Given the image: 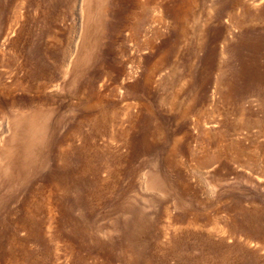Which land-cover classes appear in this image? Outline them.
Masks as SVG:
<instances>
[{"label":"rangeland","instance_id":"obj_1","mask_svg":"<svg viewBox=\"0 0 264 264\" xmlns=\"http://www.w3.org/2000/svg\"><path fill=\"white\" fill-rule=\"evenodd\" d=\"M0 264H264V0H0Z\"/></svg>","mask_w":264,"mask_h":264}]
</instances>
